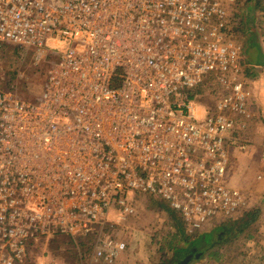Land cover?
<instances>
[{
	"label": "built area",
	"instance_id": "obj_1",
	"mask_svg": "<svg viewBox=\"0 0 264 264\" xmlns=\"http://www.w3.org/2000/svg\"><path fill=\"white\" fill-rule=\"evenodd\" d=\"M236 3L0 0V44L59 56L34 103L0 88V264L119 223L133 194L166 202L189 236L248 209L227 175L252 118ZM205 82L209 108L190 96ZM126 249L98 237L93 258Z\"/></svg>",
	"mask_w": 264,
	"mask_h": 264
},
{
	"label": "rangeland",
	"instance_id": "obj_2",
	"mask_svg": "<svg viewBox=\"0 0 264 264\" xmlns=\"http://www.w3.org/2000/svg\"><path fill=\"white\" fill-rule=\"evenodd\" d=\"M240 6L234 7L232 13H239L240 19L246 18V2L240 0ZM247 31L244 29L237 40L244 46L247 40ZM240 38V39H239ZM49 45H47V48ZM23 61L15 68L18 73V81L15 85L9 87L6 91H15L18 97L29 103H34L40 96L43 85L47 81L48 72L55 61L58 59L57 50L48 52V58L37 59L38 51L32 49L28 52H21ZM47 53V50L45 51ZM4 57V58H3ZM5 56L0 51V82L4 81L6 75ZM257 72H250L247 75L250 86L254 81L259 84L263 96L259 98L264 100V68ZM249 73V72H248ZM247 73V74H248ZM259 79V80H254ZM1 88V87H0ZM214 98L210 95L201 96L198 99L200 107H213ZM252 112V111H251ZM261 113V112H260ZM264 119V111L262 110ZM241 151L231 152L228 157V181L231 187L238 185L233 180L235 162L239 159ZM256 161V159H254ZM255 163V162H254ZM259 183V182H258ZM249 201L248 210L261 207L264 209V184L249 182L244 185L242 191ZM134 205V213L126 217L119 223L116 220L105 225L99 230V233L87 238L86 240H70L67 237H60L56 240L41 241L32 246V264H162L171 256L168 245L171 242L172 234L176 232L171 224L169 215L161 210L155 203L168 204L161 199L147 196L131 195ZM257 232L253 239H245V235L228 244L221 251L223 257L221 261L216 262L208 256L199 261H193L190 264H264V214L256 223ZM213 228L212 226L208 229ZM254 230V228H253ZM249 231H247L248 233ZM100 238L111 237L115 240L125 242L127 249L121 253L113 263L96 261L93 258V251L96 241ZM162 249H164L162 251ZM175 264V263H174Z\"/></svg>",
	"mask_w": 264,
	"mask_h": 264
},
{
	"label": "trees",
	"instance_id": "obj_3",
	"mask_svg": "<svg viewBox=\"0 0 264 264\" xmlns=\"http://www.w3.org/2000/svg\"><path fill=\"white\" fill-rule=\"evenodd\" d=\"M240 3L241 1L237 0L236 5L232 7L233 10L234 7L238 8ZM246 11L247 15L243 23L239 18V13H232L237 36H240L241 32L246 29L251 36L258 31L264 37V0H247ZM0 51L5 56L4 64L7 70L4 81L0 82V87L3 91H6L18 81V73L15 67L23 61L24 57L21 50L10 45L0 44ZM212 91L213 93L216 91L215 86L210 82H205L191 92L190 96H198L199 99L203 95L211 96ZM155 204L169 215L171 224L176 230L172 234L171 242L168 245L170 251H172V256L162 264H190L206 256L219 262L223 257L221 251L228 244L238 240L243 235H245L247 240L254 238V233L257 232L255 225L264 214V209L261 207L247 209L235 219L226 220L216 224L210 230L189 236L186 233L184 221L179 213L167 208L164 204ZM247 231L249 232L247 233ZM29 249L31 251L32 246ZM29 261L32 264V256H29Z\"/></svg>",
	"mask_w": 264,
	"mask_h": 264
},
{
	"label": "crops",
	"instance_id": "obj_4",
	"mask_svg": "<svg viewBox=\"0 0 264 264\" xmlns=\"http://www.w3.org/2000/svg\"><path fill=\"white\" fill-rule=\"evenodd\" d=\"M247 36L244 49L249 66L247 75H249L251 71L257 72L258 69L264 68V37L258 31L252 36L248 31ZM261 95L263 96V92L259 89V84L254 81V84L251 85L249 99L252 118L246 122L244 130V136L250 143V148L247 152L239 154V159L235 162L236 167L233 175V180L235 178L234 184L238 185V187H235L242 191L244 185L246 186L249 182L264 184V119L263 121L260 119L263 117L264 100L259 98Z\"/></svg>",
	"mask_w": 264,
	"mask_h": 264
}]
</instances>
